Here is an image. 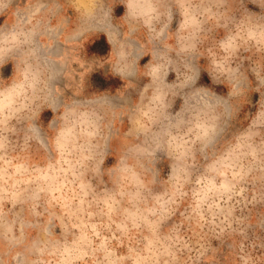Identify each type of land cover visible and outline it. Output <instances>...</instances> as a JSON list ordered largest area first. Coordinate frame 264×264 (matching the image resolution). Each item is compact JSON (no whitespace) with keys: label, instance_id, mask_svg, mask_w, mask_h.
<instances>
[{"label":"clouds","instance_id":"1","mask_svg":"<svg viewBox=\"0 0 264 264\" xmlns=\"http://www.w3.org/2000/svg\"><path fill=\"white\" fill-rule=\"evenodd\" d=\"M77 260L264 264V0H0V264Z\"/></svg>","mask_w":264,"mask_h":264},{"label":"rangeland","instance_id":"2","mask_svg":"<svg viewBox=\"0 0 264 264\" xmlns=\"http://www.w3.org/2000/svg\"><path fill=\"white\" fill-rule=\"evenodd\" d=\"M249 8L258 11V9L255 8V6L253 5H249ZM123 9L122 8H118L117 9V14H122ZM225 47H231V41L228 40L225 43ZM87 51L89 55L92 54H98V55H107L108 51H109V46L107 44L106 38L101 36L99 38V40L95 41L94 43H91L88 45L87 47ZM149 58L146 57L144 61H142L143 63H146L147 60ZM203 63V62H202ZM170 79H174V76L170 77ZM121 81H119L118 79H105L102 74L100 73H93L90 78H89V87L90 90H99V91H104L107 90L109 88L111 89H115L117 87L121 86ZM200 84L204 85V86H208V87H213L215 89V91L219 94H226L227 93V88L223 85H212L211 82V78L208 76V74L206 72H202L201 74V79H200ZM259 99V95L258 94H253L252 96V102L253 104L256 103V101ZM248 110V109H246ZM251 111H255V108H252ZM52 117V113L50 111H46L45 113H43L42 115V120L45 122V124L47 123L48 120H50ZM114 161L112 158H109V160L107 161V164L110 165L112 164ZM167 171V168L165 167V172ZM48 180V175L41 173L40 174V182L41 184H45ZM179 219V218H177ZM93 227L95 228L96 225L93 224ZM69 256L71 257V253L69 252ZM22 264V261H21ZM74 264H82L81 261H74Z\"/></svg>","mask_w":264,"mask_h":264}]
</instances>
